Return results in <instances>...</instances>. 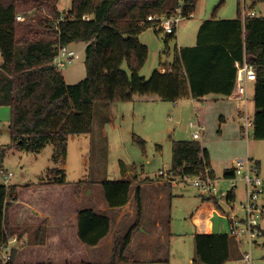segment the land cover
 Segmentation results:
<instances>
[{
    "label": "trees",
    "instance_id": "16d2710c",
    "mask_svg": "<svg viewBox=\"0 0 264 264\" xmlns=\"http://www.w3.org/2000/svg\"><path fill=\"white\" fill-rule=\"evenodd\" d=\"M197 1L71 0L68 9L61 10L60 0H0V106L11 110L9 128L13 145L39 153L52 144L54 166L47 169L44 184H67L64 166L68 139L92 132L96 104L133 101L135 97L151 94L175 102L183 98L201 99L209 94L228 97L236 85V62L244 60L256 71L252 135L256 140H264V15L243 21L241 0L236 18L204 20L197 31L196 45L176 51L174 61L162 67L165 72L156 69L149 78L141 75L149 49L139 35L147 28H154L156 33L163 30L158 28L157 21H149L148 16H176L182 12L183 17L190 18ZM260 2L264 0H253L252 6ZM23 5L36 7L38 11L45 7L50 13L19 19ZM176 30L165 34V42L175 37ZM74 43L85 44L86 76L69 84L53 61L60 46L72 47ZM124 64L128 70L123 68ZM120 162L122 178L101 182L109 208L128 204L138 181V176L126 174V164ZM208 163V151L199 141L173 142L169 168L173 176H202ZM232 175L231 171L226 173ZM91 183L89 180L76 183L77 196L84 184ZM134 195L135 221L127 233L115 235L109 264L133 263L127 252L134 234L140 228L147 229L143 224L139 187ZM18 198L17 186L0 184V256L1 245L8 236L22 237V233L10 231L8 219V210ZM229 198L234 199V194ZM215 205L223 210L220 203ZM76 221L78 239L86 247L98 246L113 228L111 218L94 208L78 209ZM169 222L168 217V248L157 251L156 258L151 256L154 261L168 254ZM44 234L41 223L36 228V243ZM194 241L198 259L192 260V264H226L230 259L229 235L196 233ZM19 250H13L6 264H21L17 261Z\"/></svg>",
    "mask_w": 264,
    "mask_h": 264
},
{
    "label": "rangeland",
    "instance_id": "374dc122",
    "mask_svg": "<svg viewBox=\"0 0 264 264\" xmlns=\"http://www.w3.org/2000/svg\"><path fill=\"white\" fill-rule=\"evenodd\" d=\"M252 4V0H241V12H244V5H246V12L252 10L258 16H263L264 3L260 2L254 6ZM69 6L68 0H60L59 7L61 10L68 9ZM238 9V0H198L192 16L182 18L177 25L175 37L168 42H165L166 33L163 30L156 33L154 28L145 29L139 35V39L148 46L149 54L141 70V75L149 78L152 72L159 68L160 64L173 60L180 46H191L187 44L194 42L202 21L212 18L234 19L238 15ZM20 11L18 18L22 19L50 13L45 7L38 11L36 7L32 8L30 5L21 6ZM179 15H182V12H179ZM73 48L77 52L76 57L73 63L63 70L69 81H76L81 72L85 75L86 71L83 45L77 44ZM123 68L128 70L126 64ZM162 69L165 68L161 67L160 69L161 72H164ZM156 97L158 96L151 94L136 97L133 101H118L109 105L98 103L95 105L92 132L73 135L68 139V152L64 169L66 182L72 187L73 191L76 183L89 180L92 182V186L103 194L102 181L122 178L120 161L126 164L127 169H136L138 177L142 178L143 181L147 178L156 181L160 169L171 167L173 142L178 139L195 140L192 136L190 123L197 120V114L201 117L203 111L200 107L205 108L207 113L204 116L205 131L197 141H203L205 138L212 140L214 145H218V139H225L226 137L231 139L230 129H228V126H224V121L220 120L222 110L227 111V113H224L225 118H230L232 122L242 123L239 116L235 115L234 120L233 114L228 113L230 109L233 110L232 101L228 99L214 102L213 100L192 101L183 98L175 102L155 100ZM248 109L250 116L253 118L254 106L252 102ZM10 119V108L0 106V171L14 174L9 185L17 186L18 200L28 201L33 193L31 190L26 189L27 186L38 183L42 181V176H47L45 167L47 164L54 166L52 161L53 146L47 144L41 152L33 153L28 152L19 145H13L9 128ZM223 130L226 131L224 135ZM252 133L253 129L251 128L250 136L245 137L242 134L241 138L244 140L249 139L251 153L254 152L261 157L264 174V140H254ZM216 149V157L213 160L221 163L233 158L235 154L232 147L228 145L225 148L217 146ZM163 180H167V178ZM40 193L31 200H39L45 196V194ZM62 196L65 197V191L62 188H57L49 193L45 199L48 198L51 203L50 208L56 210L57 200L53 201L52 197L58 199ZM262 199L264 201V195H262ZM166 201L168 208L170 207L168 217L171 218L172 231L168 254H162L161 259L154 261L153 259L158 257V255H155L156 252L152 255L154 258L147 255L146 246L141 245V241L137 240L127 252L128 256L134 260L131 264H192V260L198 259L194 241L196 227L191 222L195 208L203 204L197 189L191 183L179 181L172 188V192L166 198ZM19 206L14 202L8 210L10 231L24 233L30 227L26 226L25 228L15 223V219H18V217L14 219L12 216L14 211L19 212ZM74 208V202H67L66 212H71ZM12 219H14L13 222ZM214 221L219 223L221 219L216 216ZM143 222L147 225V215ZM262 224L264 227V217ZM35 233L36 230L32 231V238L34 239L31 243L29 242L28 250H31V247L36 244L34 243L37 239ZM42 242H45V238L41 239ZM65 242L71 244L70 241L65 240ZM59 243V246H57L58 242H52V245L44 249H35L39 253L35 252L33 257H26L28 256V250L26 249L23 253L25 255L24 261H20L19 258H17V261L27 264L30 260L34 261L36 256H40L39 259H43L45 264H86L88 262L92 264H109L108 256L102 257L98 261L93 260L92 257L87 255V252H82L86 250L80 248L76 251L75 246H72V249L62 241ZM78 243L80 244L79 241ZM242 250L240 249L241 252ZM237 258L228 260L226 264H264V251L255 249L251 262H247L242 257ZM199 264L204 263L200 262Z\"/></svg>",
    "mask_w": 264,
    "mask_h": 264
},
{
    "label": "crops",
    "instance_id": "0c3cea01",
    "mask_svg": "<svg viewBox=\"0 0 264 264\" xmlns=\"http://www.w3.org/2000/svg\"><path fill=\"white\" fill-rule=\"evenodd\" d=\"M68 1L69 3H71V0ZM220 19H225V18H220ZM196 43H197V35L194 38V42L187 45L195 46ZM77 44L83 45L82 49L84 50V54H85L84 43H74L71 44V46L73 47L74 45ZM184 47H189V46H180L177 51H179ZM173 61L174 58L172 61L166 62L165 64H160L158 70H160L161 67L163 66H169ZM62 73L64 75L65 81L69 84L76 83L82 80L86 76V71H85V75L82 74L81 72L80 76L77 78L78 80L76 79V81H69L67 80L64 71H62ZM254 94H255V82L249 81L247 82V98H248L247 102H245L243 99H240L239 97L236 96L234 97V95L224 97L217 94H209L201 99H194V98H188V99L192 101L213 100L214 102L225 101L224 99H228L229 101H232V106H233V110L230 109L228 113L230 115L233 114L232 117L235 120V115L236 116L241 115V109L243 108V106L246 105L247 108H249L251 102L254 106ZM158 99L160 98L156 97L155 100ZM200 108L203 111V113L201 114V117L199 116V121L204 123V116L207 113V110L203 107ZM224 113H227V111L222 110V115H220L222 116L221 117L222 119L220 118V120L224 121L225 122L224 126H228V129H230L231 139L227 137L225 139H218V145H214L212 140L205 138L203 139V141H199V142L201 143L202 147L208 151L210 165L213 169L214 175L216 176V178L220 180L221 186L224 189H226L228 188V183L224 182L223 178L227 172L231 171L233 161L238 157L249 156L259 165L263 176L264 174L262 170L261 157L257 156L254 152L251 153V145L249 139L244 140L241 138L242 123L240 122L238 123L236 121L232 122L230 118L228 119L225 118L226 115ZM224 132L226 131L225 130L222 131L223 135ZM227 145L229 147H232V149L235 151L233 158L226 160L224 163L214 161L213 159L214 157H216L217 146L225 148ZM45 167L47 171L48 168H51L53 166L47 164ZM135 170L136 169L133 168L127 169L126 174L138 176ZM158 176L156 181L150 178H147L143 181L142 178L138 177V181L134 186L133 194L130 201L128 202V204L120 208H109L105 202L104 195L98 192V190H96L94 186H92V183L91 185L84 184L83 187L81 188L79 196H77L75 194V189L73 191L70 185L44 184L45 182L43 179L45 176H42V181L35 184H29L26 189L32 191L33 195L31 198H34L35 195L39 194L40 192H41L40 194H45V196L39 200L37 199L31 200V198L28 201L18 200L16 202L17 206L21 205L18 208L19 212L14 211L12 215L14 219L18 217V219L17 218L15 219V223L25 228L26 226L30 227L29 230H25V232L22 233V237L25 238L27 244L24 247L20 248L21 250H19V255H18L19 260L24 261L23 259L25 255H23V253L26 249L28 250L29 242L31 243L32 240L34 239L32 238L33 236L32 231L34 232L37 226L41 223L44 224L45 227V234L43 237L45 238V242L41 243V238H40L38 239L40 243L39 242L36 243L37 241L36 239V241L34 242L36 243L34 244L35 246L31 247V250L27 251L28 256L26 257H33V254L35 252L39 253V251H35V249L36 250H39L40 248L44 249L47 246L52 245V242H58L57 246H59L60 245L59 242L62 241L67 247L70 246L72 248V246H75L76 251H78L80 248L81 250H86L82 252H87V255L92 257L93 260L98 261L101 260L102 257H106V256L110 258L115 235L127 233V231L130 229V227L133 225L135 221L136 204H135L134 192L136 191L137 187H139L141 190L144 215L145 216L147 215V229L140 228L136 230L133 237L132 246L133 244L136 243L137 240L141 241V245L146 246L145 250H147V255L150 256H152L154 252L158 253L157 251L159 250L162 251L166 250L168 248V246L166 245L167 237H168V232H167L168 226H166V224H167V217L169 216L168 212L170 210V207L168 208L166 198L169 196V194H171L172 188L176 185L170 182L169 180H163L164 178H162L159 175V172H158ZM180 179L181 178H177V181L178 182L181 181ZM57 188L59 189L62 188L65 191V197L62 196L59 197L58 199L56 197H52L53 201L57 200L56 202L57 211H56L54 210V208H50L51 203L49 202L48 198L45 199V197L49 195V193L55 191ZM75 196L77 199L75 198ZM199 197L203 204L195 208L194 214L191 217V222L196 227L195 234L222 233L228 235V219L225 213L227 211V208L222 205L223 210H219L217 209L215 203H213L212 201H204L203 197H201L200 195ZM235 198L238 202H241L244 199V185L242 183L239 184L238 192L235 193ZM69 201L75 203V208L71 212H66V204ZM80 208H94L99 213L107 214L112 220L113 228L111 234L108 237H106L96 247H86L78 239L76 213L77 210ZM216 216L219 219H221V222L215 223L214 218ZM14 219H12V222ZM169 231L172 236L171 218L169 222ZM65 240L70 241L71 244H67ZM78 241L80 242V244L78 243ZM230 254L231 255L229 260L238 259L237 257L239 258L242 257V253L235 239L233 238L230 246ZM39 258L40 256H36L34 261L30 260L29 263L27 264L42 263L44 260ZM20 261L19 263H21ZM23 263L24 262H22L21 264Z\"/></svg>",
    "mask_w": 264,
    "mask_h": 264
},
{
    "label": "built area",
    "instance_id": "2783aa9c",
    "mask_svg": "<svg viewBox=\"0 0 264 264\" xmlns=\"http://www.w3.org/2000/svg\"><path fill=\"white\" fill-rule=\"evenodd\" d=\"M244 12L242 19L245 21L248 17L257 16L255 11ZM179 15V14H178ZM172 16H148L149 21H157L160 28L165 33H174L178 23L182 20V15ZM192 14L189 15L191 17ZM22 19V18H19ZM76 50L68 45H62L58 49V53L54 58V65L59 70H64L73 63L76 57ZM2 55L0 52V62ZM237 78L236 86L231 95L239 97L247 102V82L256 80V71L252 64L246 60L236 62ZM165 72V69H162ZM230 95V96H231ZM242 122L243 136H250V130L253 129L254 119L250 116L247 106L241 109L239 116ZM190 127L192 136L195 140L199 139L204 131L205 125L197 120L191 121ZM231 172L232 176H224L223 181L228 183V188L224 189L220 180L213 173L211 165H205L204 174L202 176H184L181 181L191 183L199 195L207 198L212 202H218L220 205L227 208L226 216L228 219V235L235 239L239 249L242 250V257L247 262L253 259L255 249L264 251V229L262 227V219L264 216V176L261 173L259 165L249 156L238 157L234 159ZM159 175L167 178L173 184H177V177L173 176L169 169H160ZM14 174L12 172L0 171V184L8 186ZM244 185V199L238 202L235 198V193L239 188V184ZM230 194H234V199L229 198ZM222 206V207H223ZM27 241L18 234L8 236L5 242L1 245V260L2 264H6L12 257V252L15 249H20L25 246Z\"/></svg>",
    "mask_w": 264,
    "mask_h": 264
}]
</instances>
